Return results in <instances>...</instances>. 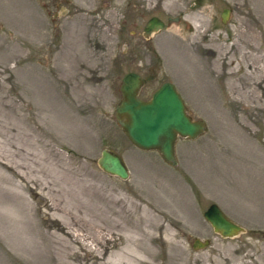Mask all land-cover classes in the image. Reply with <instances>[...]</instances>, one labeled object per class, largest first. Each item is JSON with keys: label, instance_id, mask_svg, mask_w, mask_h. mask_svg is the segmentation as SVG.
<instances>
[{"label": "rangeland", "instance_id": "obj_1", "mask_svg": "<svg viewBox=\"0 0 264 264\" xmlns=\"http://www.w3.org/2000/svg\"><path fill=\"white\" fill-rule=\"evenodd\" d=\"M153 16L173 19L146 38ZM130 71L148 77L144 99L176 81L207 121L178 140L175 166L116 118ZM104 148L129 179L102 170ZM213 202L246 232L217 234L204 218ZM144 210L160 227L140 222ZM73 228L88 237L77 264L141 229L151 239L134 264H264V0H0V264H61Z\"/></svg>", "mask_w": 264, "mask_h": 264}, {"label": "water", "instance_id": "obj_2", "mask_svg": "<svg viewBox=\"0 0 264 264\" xmlns=\"http://www.w3.org/2000/svg\"><path fill=\"white\" fill-rule=\"evenodd\" d=\"M230 12L228 8L224 10L223 22H227ZM172 19L170 18V23ZM164 28L165 22L153 16L145 25L144 35L150 38L153 33ZM145 82V78L136 72H129L124 76L121 85L123 99L116 108V117L128 138L137 147L157 150L166 162L177 165L178 138H198L207 132V123L203 119H194L189 114L184 98L172 82L162 83L149 100L142 99L139 94ZM98 164L110 175L124 180L130 177V169L123 156L112 148L102 150ZM204 217L223 238L237 237L246 232V228L231 219L217 203L209 206ZM209 245V239L196 238L193 248L201 249Z\"/></svg>", "mask_w": 264, "mask_h": 264}, {"label": "bare ground", "instance_id": "obj_3", "mask_svg": "<svg viewBox=\"0 0 264 264\" xmlns=\"http://www.w3.org/2000/svg\"><path fill=\"white\" fill-rule=\"evenodd\" d=\"M141 221L143 223H146L150 227L152 226L153 229H156L161 225L157 218L151 219L147 210H144V213L140 219V222ZM141 231L142 237L140 238H134V235L128 233L127 243L110 251L107 259L105 257H102L101 255V246H97L96 248L91 250L89 249L90 251H88L90 252V255H88V259L93 260L91 261V264H107L105 260H111V264H134L138 256L141 254L139 251V245H137L136 243H139V241L143 242V240L148 241L151 239V235H149L147 231L142 229ZM68 234L69 236H71L72 242L68 241L66 245H62L60 251H56V256L61 260V264H77V258L81 256V252L79 250V247L77 246V243H79L82 238L87 240L88 237H85L84 234L78 232V230L74 228L72 229V231H68ZM94 234L100 239V241H102L103 238H107L106 235L103 234V231H96ZM14 236L19 235L14 234ZM20 242H23L25 244L26 249L24 250V252L26 253V255L32 254L31 245L26 243L27 240L25 238H22V240L20 239ZM47 253L50 259L57 258L53 253H49V251H47Z\"/></svg>", "mask_w": 264, "mask_h": 264}, {"label": "flooded vegetation", "instance_id": "obj_4", "mask_svg": "<svg viewBox=\"0 0 264 264\" xmlns=\"http://www.w3.org/2000/svg\"><path fill=\"white\" fill-rule=\"evenodd\" d=\"M170 18H171V17L168 18L167 23L165 22V25H166V26H167V24L169 23ZM180 18H181L180 16H175L174 19H177V20L179 21ZM164 21H165V20H164ZM178 21H176V22H178ZM166 26H165V28H166ZM141 75H142V74H141ZM142 76H143V77L145 78V80H146L145 84H144L143 87H142V89H143V88L148 84L149 79H148V77H146V76H144V75H142ZM166 81H170V80H166ZM166 81H163V82H166ZM163 82H162V83H163ZM170 82H172V83H174V84L176 85L177 89L179 90V92H180L181 95H182V91H181V89L179 88L178 84H176V81H170ZM162 83H161V84H162ZM161 84H159V86H160ZM159 86L157 87V89L159 88ZM142 89H141V91H142ZM157 89H156V90H157ZM156 90H155V91H156ZM155 91H154V92H155ZM154 92H153V93H154ZM153 93H152V95H153ZM152 95H151V96H152ZM151 96H150L149 98H151ZM182 96H183V95H182ZM140 97H141V93H140ZM149 98H148V99H149Z\"/></svg>", "mask_w": 264, "mask_h": 264}]
</instances>
